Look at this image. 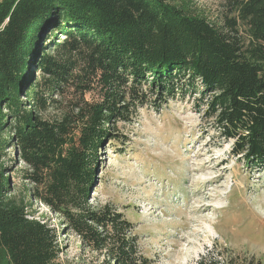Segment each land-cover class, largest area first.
I'll return each mask as SVG.
<instances>
[{"label": "trees", "instance_id": "16d2710c", "mask_svg": "<svg viewBox=\"0 0 264 264\" xmlns=\"http://www.w3.org/2000/svg\"><path fill=\"white\" fill-rule=\"evenodd\" d=\"M227 5L213 22L190 0H0V264H68L60 231L100 264H153L135 222L92 202L100 152L138 106L199 89L232 153L264 167V0ZM38 200L59 230L33 216Z\"/></svg>", "mask_w": 264, "mask_h": 264}, {"label": "rangeland", "instance_id": "374dc122", "mask_svg": "<svg viewBox=\"0 0 264 264\" xmlns=\"http://www.w3.org/2000/svg\"><path fill=\"white\" fill-rule=\"evenodd\" d=\"M227 1L190 0V7L221 22ZM240 33L247 43L246 31ZM87 98L97 99L98 91ZM198 98L199 89L168 99L158 110L138 106L130 119L117 120L123 140L106 143L100 152L92 202H112L135 222L153 264L264 262V167L251 171L232 153L233 139L215 129L213 117L203 116L206 105ZM9 165L19 191L25 163ZM32 212L61 227L60 216L39 200ZM59 241L60 258L68 264L103 259L72 232L60 231Z\"/></svg>", "mask_w": 264, "mask_h": 264}]
</instances>
